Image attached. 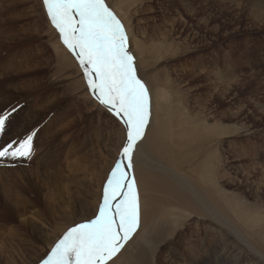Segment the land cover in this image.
<instances>
[{
    "label": "rangeland",
    "instance_id": "obj_1",
    "mask_svg": "<svg viewBox=\"0 0 264 264\" xmlns=\"http://www.w3.org/2000/svg\"><path fill=\"white\" fill-rule=\"evenodd\" d=\"M245 4L246 0H137L133 5L137 12L133 15H129L127 10L121 11L114 1L109 7L125 26L137 75L147 87L145 80L148 78L153 79L150 84H155L162 74L171 73L174 77L180 74V80L170 84L171 91L165 100L164 109L158 107L156 97H152L151 90L149 91L151 117L146 131L157 127L169 148L181 144L187 156L185 173L188 172L192 177L196 175L203 180L205 176L204 170L201 172L202 166L208 163L211 173L218 177L221 188L227 191L224 193L230 198L225 201L228 208L222 203L230 212L231 223L244 232L259 230L261 237H264V24L250 17ZM13 7L11 0H0V16L7 17L8 10L14 9ZM31 22L35 25L34 29L27 33L23 29L22 35L12 45L0 35V67L9 66L10 58L14 59V45L30 42L35 47L45 49L47 54L44 58L48 59L46 61L53 68L58 67L55 87L61 91L63 85L68 83L70 91L66 94L75 96L70 100H61L65 101L63 106L69 105L70 113L65 108H60V111L66 113L67 120L63 123L73 122L66 128L71 134L69 142L75 144L74 147L70 145V148H77L76 144L81 142L79 138L88 137L90 134L93 136L94 144L91 146L89 143L85 152H78L71 159L75 155L85 156L84 162L88 161V165L84 166L86 169L83 171L87 172V177L93 178L95 186L104 171L109 169L110 175L113 169L110 162L116 157L115 151L120 141L117 132L122 129L123 124L120 118L99 101L103 108L102 114L97 116V112L90 109L88 102H92L91 99L95 97L88 85L89 91L80 82L81 72H77L75 68L63 69L65 61L55 51L53 42L56 40L55 36L60 38V34L52 33L40 12ZM11 26L13 32L19 30L18 24L13 23ZM2 29L3 26L0 25V34ZM61 45L65 46L63 42ZM49 75L50 72L47 71L46 81ZM76 80L79 84L74 82ZM85 82L87 84V79ZM34 90V87L29 86L23 91V96H5V101H0V116L8 117L2 133H8L17 128L18 123L23 122V112L28 106V92ZM82 90H86L90 97L81 94ZM88 97L89 100L84 99ZM180 101L182 103L178 107ZM204 103L208 104L205 106ZM6 108L9 109L7 113ZM96 126L100 127L101 138L98 140L95 139ZM205 133L215 135L214 145L218 152L212 159L210 155H204L202 166L196 170V159H189L192 157V139ZM185 140H189L187 147ZM122 150L123 147L120 156ZM13 158L11 161H14ZM84 162L76 161L79 164ZM0 212V223L4 218L12 216L1 207ZM177 225L172 224V228L170 227L173 235L166 242L158 243V264L166 258V254L170 255L169 251L173 246L185 251V264H264L263 237L261 240L252 234L243 243L242 239L231 238L229 246L227 245L228 252L224 248L225 243L219 241L215 255L222 251V256L219 262H213L212 258L211 261L208 258L209 255L205 256L207 246L214 248V245H210L213 236L207 233L212 226L220 228L221 225L211 221L209 216L198 215L193 207L185 208V217L180 218ZM179 231L180 236H176ZM202 238L204 244L200 247ZM255 239L263 247L256 245L253 241ZM247 242L263 253L257 256ZM18 244L16 239L0 232V264H8L10 257L3 250L12 248L16 251ZM40 246L43 247L40 249L42 252L45 245ZM233 246L234 255L241 251L242 256L238 263L236 258L227 257ZM238 248L240 250L237 252ZM42 261L43 257L37 264ZM16 264L20 262L17 261ZM148 264H152L151 261Z\"/></svg>",
    "mask_w": 264,
    "mask_h": 264
},
{
    "label": "bare ground",
    "instance_id": "obj_2",
    "mask_svg": "<svg viewBox=\"0 0 264 264\" xmlns=\"http://www.w3.org/2000/svg\"><path fill=\"white\" fill-rule=\"evenodd\" d=\"M11 1L14 3L15 10H8L7 17L0 16V25L3 26L0 35L8 39L11 45L22 35L23 29L25 33L34 29L35 25L31 21L38 16L39 12L52 33L55 35L59 33L50 22L43 0ZM112 1L116 2L121 11L127 10L129 15L137 12L133 8L137 0H106L108 6ZM245 6L252 19L264 24V0H246ZM121 13L125 14L126 12ZM13 23L18 24L17 32L12 31L11 24ZM55 39L53 42L55 51L65 61L63 69L75 68L77 72H81L80 82L87 90L85 82L87 78L79 61L66 46L61 45V37L57 39L55 36ZM14 49V59L10 58V65L0 67V101L3 102L4 98L12 95H22L29 86L34 87L35 90L28 92L29 100L28 106L23 112V122L18 123L17 128L8 133L0 134V151H3L9 144L12 145L10 151L14 150L29 135L33 136V150L30 157H0V207L12 214L0 223V230L6 228L0 232L16 239L19 243L16 251H13L12 248L3 250L7 256H10L8 264H16L17 261L20 264H37L40 258L46 259L55 243L68 229L79 223L88 222L98 215L99 207L103 202V190L109 176V169L104 171L94 186L93 178L87 177V172L83 171L86 169L84 166L88 165V161L84 162L85 156L75 155L71 159L74 154L85 152L89 143L91 146L94 144L93 136L90 134L88 137L79 138L81 142L76 144L77 148L74 150L70 148V145L74 147L75 144L69 142L71 134L66 128L73 122L63 123L66 113L60 111V108L62 107L61 110L65 108L70 113L69 105L63 106L65 101L61 100L63 98V100L66 98L70 100L75 96L66 94L70 91L68 83L63 85L61 91L55 87L58 67L53 68L50 62L46 61L48 59L44 58L47 54L45 49L35 47L30 42L14 45ZM47 71L50 72L47 77L48 82L45 76ZM179 76L180 74L174 77L171 73H165L159 77L155 84H150L153 79L145 80L150 87L148 90H151L152 97H156L160 109L165 107V100L171 91V82L179 81ZM74 82L79 84L77 80ZM86 90H82L80 93L90 97L89 93L85 92ZM89 97L84 99L89 100ZM69 100L67 102H70ZM91 100L92 102L87 101L90 109L97 112V116L99 113L102 114L103 108L98 100L93 98ZM181 103L182 101L177 106L180 107ZM204 104L206 106L208 103ZM5 110L6 113L9 111L7 108ZM114 119L116 120V117ZM119 120L123 125L118 121L122 129L117 132L120 141L116 147V157H113L114 159L112 158L110 162L113 164V168L123 159L122 152L121 156L119 154L126 143L125 125L121 118ZM94 129L97 134H95V139L98 140L101 138L100 127L96 126ZM192 140L194 142L190 149L192 157L189 159H196L197 163H194V169L197 170V167L200 169L199 167L204 162L202 158L204 155H210L211 159L217 155L218 150L214 145L216 137L213 134L205 133ZM188 142L189 140L185 143L186 147L189 145ZM186 157L185 149L181 144L168 147L157 127L154 126L145 132L144 139L137 144L132 162L133 175L140 195L139 227L123 250L109 264H148L149 261L152 264L155 262L158 264L156 253L160 247L159 244L166 242L173 235L172 224L179 225L180 218L185 217V208L191 207L198 215L209 216L211 221L214 220L222 226L220 228L212 226V229H208L207 234L212 235L215 239L214 241L212 239L210 243L211 246L214 245V248L207 246L205 250V256L209 255L208 258L213 259L210 261H220L222 251L215 255L218 249L216 244L219 241L225 243L224 248L228 252L231 238L242 239L243 243L248 241V237L253 234L262 240L261 231L253 229L244 232L231 223L230 212L226 210L229 205L225 202L230 198L227 196L228 194L224 193L227 191L221 188L218 177L211 173V168L207 166L208 163L202 166L201 172L204 170L205 177L201 180L199 176L192 177L188 172L185 173ZM11 158L14 161H11ZM76 161L84 163L79 164ZM222 202L227 206L226 208ZM176 234V236H180V231ZM178 241L177 238L176 242ZM253 241L256 245L262 246L258 240ZM203 244L202 238L200 247ZM247 244L249 247L253 246L249 242ZM40 245H45L42 252L40 249L43 247ZM224 248L222 247V250ZM263 248L262 250H264ZM238 250L240 248L236 251L238 252ZM251 250L257 256L263 253L259 252L255 246ZM231 252L227 253V257L236 258L238 263L242 256L240 255L241 251L234 255L235 247L233 246ZM169 254V256L166 254V258L160 264H185L184 250L173 246L172 249L170 248ZM217 256L219 257L217 258Z\"/></svg>",
    "mask_w": 264,
    "mask_h": 264
},
{
    "label": "snow or ice",
    "instance_id": "obj_3",
    "mask_svg": "<svg viewBox=\"0 0 264 264\" xmlns=\"http://www.w3.org/2000/svg\"><path fill=\"white\" fill-rule=\"evenodd\" d=\"M43 4L63 44L79 61L92 95L123 120L126 143L123 159L106 181L98 215L68 229L42 264H109L139 227V192L128 170L151 117L149 90L137 75L125 26L106 0H43ZM7 118L0 116V133ZM32 139L29 135L11 151L9 144L0 157H30Z\"/></svg>",
    "mask_w": 264,
    "mask_h": 264
}]
</instances>
